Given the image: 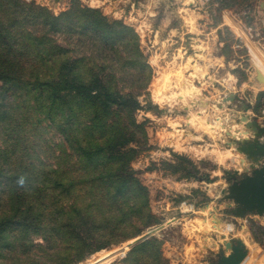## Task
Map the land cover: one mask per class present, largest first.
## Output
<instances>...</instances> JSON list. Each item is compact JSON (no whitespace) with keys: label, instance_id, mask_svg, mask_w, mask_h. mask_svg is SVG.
Instances as JSON below:
<instances>
[{"label":"rangeland","instance_id":"374dc122","mask_svg":"<svg viewBox=\"0 0 264 264\" xmlns=\"http://www.w3.org/2000/svg\"><path fill=\"white\" fill-rule=\"evenodd\" d=\"M24 1L56 15L78 2L99 8L136 30L149 64L125 60L117 81L136 92L148 85L136 115L146 137L131 165L161 223L77 264H123L153 236L162 241L167 264H228L239 256V264H264V211L247 207L248 192L239 188L264 169V0ZM2 4L0 16L10 25L13 10ZM21 24L32 28L26 12ZM3 52L0 44V72L7 74H0V201L6 172L10 193L2 198L14 202L11 213L0 205V264H35L31 259L48 249L43 231L25 234L17 219L27 212L33 221L49 220L43 165L47 138L56 135L48 131L47 102L27 85L35 78L27 57L17 63ZM28 162L35 171L19 173ZM188 170H198L199 178L186 177ZM208 174L216 178L207 182ZM14 232L22 236L18 242Z\"/></svg>","mask_w":264,"mask_h":264},{"label":"trees","instance_id":"16d2710c","mask_svg":"<svg viewBox=\"0 0 264 264\" xmlns=\"http://www.w3.org/2000/svg\"><path fill=\"white\" fill-rule=\"evenodd\" d=\"M2 2L3 7L11 6L14 16L10 25L0 16V44L7 47L2 56L12 54L17 63L27 57L35 76L27 85L47 102L48 131L56 135L47 138L43 165L49 220L33 221L25 212L17 219L18 226L25 234L43 231L48 249L38 257L30 254L33 263L77 264L161 223L151 208L149 188L131 165L146 137L145 125L136 115L143 109L140 96L148 85L136 92L122 89L117 81L122 80L118 74L122 75L125 60L133 64L146 60L140 37L123 21L81 2L58 15L35 1ZM25 12L32 27L28 31L21 24ZM59 35L68 40L58 41ZM145 64L149 66L147 60ZM0 74L6 79L7 74ZM36 168L28 162L25 170L13 171L28 175ZM197 174L198 170H188L186 177L199 178ZM5 175L2 197L7 198L10 179ZM215 178L208 174L207 182ZM2 197L3 211L11 213L14 200ZM12 237L18 242L22 236L14 232ZM162 244L156 236L141 241L123 264H167Z\"/></svg>","mask_w":264,"mask_h":264},{"label":"water","instance_id":"95a60500","mask_svg":"<svg viewBox=\"0 0 264 264\" xmlns=\"http://www.w3.org/2000/svg\"><path fill=\"white\" fill-rule=\"evenodd\" d=\"M239 188L248 192V195H243L247 207H255L260 212L264 211V169L255 178H251L248 181L242 180ZM243 257L239 256L228 264H239Z\"/></svg>","mask_w":264,"mask_h":264}]
</instances>
